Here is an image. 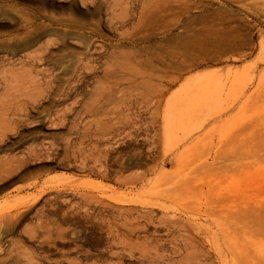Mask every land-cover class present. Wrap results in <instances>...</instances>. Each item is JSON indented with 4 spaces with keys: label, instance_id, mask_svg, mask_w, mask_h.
Masks as SVG:
<instances>
[{
    "label": "rangeland",
    "instance_id": "obj_1",
    "mask_svg": "<svg viewBox=\"0 0 264 264\" xmlns=\"http://www.w3.org/2000/svg\"><path fill=\"white\" fill-rule=\"evenodd\" d=\"M0 264H264V0H0Z\"/></svg>",
    "mask_w": 264,
    "mask_h": 264
},
{
    "label": "bare ground",
    "instance_id": "obj_2",
    "mask_svg": "<svg viewBox=\"0 0 264 264\" xmlns=\"http://www.w3.org/2000/svg\"><path fill=\"white\" fill-rule=\"evenodd\" d=\"M186 1V0H185ZM158 3H160V2H158ZM157 3V4H158ZM177 3V2H176ZM164 4V3H163ZM181 4V3H180ZM156 5V4H155ZM188 5V4H187ZM180 6V5H179ZM185 6V5H184ZM194 6H196V4L194 5ZM154 7V6H153ZM198 7V6H197ZM156 8V6L154 7V8H152V9H155ZM185 8V7H184ZM188 8V7H187ZM196 8V7H195ZM183 9V8H182ZM148 11H150V10H148ZM154 11V10H153ZM151 12V11H150ZM153 13H155V12H153ZM152 12H151V14H153ZM213 28V27H212ZM214 31H215V29H214ZM212 33V32H211ZM198 34V33H197ZM200 34V33H199ZM187 46V45H186Z\"/></svg>",
    "mask_w": 264,
    "mask_h": 264
}]
</instances>
